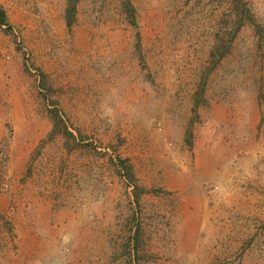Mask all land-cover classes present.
<instances>
[{"label":"rangeland","instance_id":"rangeland-1","mask_svg":"<svg viewBox=\"0 0 264 264\" xmlns=\"http://www.w3.org/2000/svg\"><path fill=\"white\" fill-rule=\"evenodd\" d=\"M76 1L0 0V264H264V0Z\"/></svg>","mask_w":264,"mask_h":264},{"label":"trees","instance_id":"trees-1","mask_svg":"<svg viewBox=\"0 0 264 264\" xmlns=\"http://www.w3.org/2000/svg\"><path fill=\"white\" fill-rule=\"evenodd\" d=\"M68 1V5H67V9H66V21H67V24H68V27H72V25L74 24V22L76 21V14H77V1L76 0H67ZM242 3V1H241ZM242 10H244V3H242ZM242 14L245 16V13L242 12ZM251 21V16L245 18L242 16V20L239 19L236 23V32H234L232 35H231V38H230V41L227 45V43H225L224 45L220 46L219 48H216L215 49V52L211 54V63H210V66L208 67L206 73H205V77L203 79V81L199 84V89H200V92H203L204 88H205V84H206V81H207V76L215 70V68L218 66L219 64V61L229 52L230 48H231V43H232V40L234 39V37L236 36V33L239 31V28L241 25H243L244 21ZM0 24L2 26H4L6 24V13L3 9H0ZM56 124V127L58 126L57 125V122H55ZM189 133V138H188V141H190V138H192V133L191 131L188 132ZM124 169L125 170H130L129 167L127 166H124Z\"/></svg>","mask_w":264,"mask_h":264}]
</instances>
